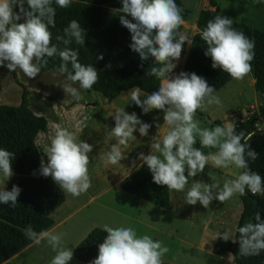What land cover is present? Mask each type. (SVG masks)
<instances>
[{
  "label": "clouds",
  "instance_id": "obj_1",
  "mask_svg": "<svg viewBox=\"0 0 264 264\" xmlns=\"http://www.w3.org/2000/svg\"><path fill=\"white\" fill-rule=\"evenodd\" d=\"M53 3L66 9L72 0H0V67L7 62L6 67L10 71L19 69L26 77L36 78L42 67L47 66L49 58L58 56L62 62L57 71L66 77L63 91L79 100L80 92L73 85L78 83L80 89L91 90L98 81V72L92 65H82L78 52L68 47L73 41L77 45L85 44L86 33L77 20H72L63 29V36L56 37L65 45L63 49L51 43L49 26L55 27L56 15ZM122 5L119 9L123 13L120 23L131 33V50L139 55L141 61L151 57L159 65L147 73L160 80L158 91L148 94L140 87H134L127 94L131 103L141 108L144 114L152 110L164 113L167 130L162 136L151 138L150 154L141 153L138 157L142 165H147L153 182L166 186L169 191L183 192L189 178L203 173L206 165L216 169L234 167L242 171L235 175V179L226 180L222 188L218 184L192 182L186 193V204L199 202L207 209L213 200L224 204L237 195L245 196L246 191L253 196L264 193V178L250 171L248 164L249 160L258 158L249 144L254 133L237 134L231 123L202 129L195 119L197 111L205 112L213 105L222 106L215 89L195 73L170 75L177 67L185 42L192 44V40L179 31L185 24L182 9L175 0H122ZM14 6L19 7V12L14 11ZM21 19L25 22L18 23ZM201 39L207 45L205 55L211 58L213 69H221L236 81H243L250 74L255 45L243 32L233 28L232 19L215 16L208 21ZM99 59L102 60L103 56ZM145 96L146 99L142 100L141 97ZM34 115L40 114L34 112ZM114 119L115 127L107 140L115 138L116 142L101 155L106 166L120 164L126 158L122 147L127 148L129 141L136 139L133 133L138 130L140 136L145 137L151 127L138 119L135 113L128 114L124 109H118ZM81 124L82 121L78 122L76 127ZM48 126L53 134L44 149L46 162L41 160L40 172L44 177H51L71 196L79 197L91 187L88 166L93 146L78 142L75 133L60 124L49 121ZM197 137L202 148L218 151L204 154L194 147ZM14 156V153L0 149V175L5 181L14 174ZM208 175L215 179L212 172ZM20 193L21 189L15 185L11 191L0 189V204L16 207ZM254 221L237 229L240 256H259L264 252V219L259 212L254 214ZM103 231L107 236L99 244L98 256L92 264H163V257L169 252V248L159 240L148 235L138 237L132 227L113 228L105 224ZM24 235L35 245L47 242L56 253L51 264H69L73 258L71 248L64 246V233L54 230L37 233L29 225L24 229ZM218 238L237 242L229 232L218 234Z\"/></svg>",
  "mask_w": 264,
  "mask_h": 264
},
{
  "label": "rangeland",
  "instance_id": "obj_2",
  "mask_svg": "<svg viewBox=\"0 0 264 264\" xmlns=\"http://www.w3.org/2000/svg\"><path fill=\"white\" fill-rule=\"evenodd\" d=\"M188 10L185 24L181 33L190 39L197 32L195 21L200 10H214L209 0H181ZM219 13L236 22L246 24L253 28H264V3L260 0H215ZM14 11L19 12V7L14 6ZM25 22L23 19L18 23ZM189 44L185 42L177 67L170 74L172 76L181 73ZM5 66L0 67V105L18 106L22 102L23 89L14 79V71ZM18 81L24 86L28 94L25 98L30 110L39 113L47 121V131L37 137V146L42 152L45 161L44 149L50 142L49 136L53 134L48 122L60 124L73 131L77 141L87 142L93 146L89 153V175L91 187L79 197H73L63 189L65 202L55 211L52 219L57 233H64V246L73 249L94 228L103 230L107 224L110 227H132L138 237L150 236L153 240H159L169 248V252L163 257V262L168 264H229L225 257L212 253L213 244L218 234L229 232L233 238L237 223L242 211L239 195L226 201L224 204L213 200L205 209L199 202L196 205L186 204V193L191 183L200 181L206 184H218L222 188L226 180L235 179L239 171L234 167L228 169H216L206 165L204 172L196 177L189 178V183L183 192L169 191V209L163 210L144 200L137 199L116 185L117 179L132 171L142 164L139 155H148L151 152V138L162 136L167 130L164 125V113L158 110L144 114L142 109L131 103L128 92L122 93L112 101H108L99 93H87L76 87L81 95L79 100L70 95H65L62 85L65 83V75L57 71L41 72L36 78L26 77L19 69L15 71ZM254 80L249 74L243 81L232 79L215 94L219 96L222 106H210L207 111L201 112L207 118L196 113L195 119L200 122V127L212 129L216 126H225L228 123L234 126L242 121L254 119L257 131L264 133V120L261 118L262 103L254 90ZM141 99H146L141 97ZM56 106L53 108V106ZM118 109H124L128 114L135 113L142 122L151 125L148 135L141 137L138 130L133 133L136 139L129 141L128 147L122 152L126 158L118 165H107L112 172L111 180L107 182L102 177V168L105 162L101 155L110 150L115 138L107 140V136L115 127V113ZM79 128L76 127L81 122ZM218 122V123H216ZM159 125L160 127H157ZM139 126H137L138 128ZM195 148L204 154L215 153L218 149L202 148L197 137ZM213 173L215 179L208 175ZM187 176V171L185 172ZM15 174L5 181L0 175V189H5L15 178ZM3 179V180H1ZM105 188V190H104ZM215 189L214 191H218ZM102 194V195H100ZM96 196L92 202L89 197ZM64 219V220H63ZM63 221V222H62ZM56 253L42 241L40 245H33L11 259V264H51ZM69 264H83L74 257Z\"/></svg>",
  "mask_w": 264,
  "mask_h": 264
},
{
  "label": "trees",
  "instance_id": "obj_3",
  "mask_svg": "<svg viewBox=\"0 0 264 264\" xmlns=\"http://www.w3.org/2000/svg\"><path fill=\"white\" fill-rule=\"evenodd\" d=\"M260 1L264 3V0ZM209 2L215 9L198 12L195 21L197 32L191 39L192 44L188 47L181 72L195 73L204 78L216 93L232 78L221 69H213L211 58L205 55L207 45L201 39V33L209 20L221 15L216 1ZM175 3L182 9L181 15L186 20L188 10L181 0H175ZM122 6V0H72L70 7L66 9H61L53 3V7L56 8L55 27L49 26L52 32L51 43L63 49L65 45L57 41L56 37L64 35L63 29L72 20L80 23L86 33L85 44L77 45L73 41L68 47L78 52L82 65H92L98 72L97 83L91 90L85 91L99 93L108 101L116 99L134 87H140L142 92L151 94L158 91L160 85L157 77L147 74L152 67L159 65L151 57L147 61H141L139 55L130 48L131 33L120 23V15L123 13L119 9ZM128 18L131 20V17ZM233 28L243 32L254 42L250 75L254 80V90L263 105L261 118L264 120V28H253L234 20ZM181 29L182 26L180 32ZM100 56H103L102 60L99 59ZM61 62L58 56L49 58L47 66L42 67L41 72L57 71ZM69 68L71 69V65ZM13 79L23 89L22 102L15 107L0 105V149L15 154L12 170L16 176L5 190L11 191L15 185L21 189V193L16 207L0 204V264H11L9 259L32 243L24 235V229L29 225L37 233L50 230L54 226L52 215L65 202L62 188L55 184L51 177H44L40 172L41 160L45 158L36 141L40 133L46 132L47 121L42 116L34 115L28 107L25 100L28 91L18 81L15 71ZM197 113L208 119L199 111ZM234 127L237 134L254 133L249 144L250 149L258 154V158L255 161H248L249 169L264 178V133L257 131L253 118L239 122ZM120 188L123 192L163 210L170 207L169 190L166 186H158L153 182L147 165L141 164L120 183ZM239 199L242 211L233 237L237 242L224 241L217 237L212 253L220 257L230 254L233 264H264V252L259 256H240L237 231L245 223L255 222L256 212L264 219V193L253 196L246 191V195L239 196ZM106 236L107 233L102 229H92L73 249V257L83 264H92L98 256L99 244Z\"/></svg>",
  "mask_w": 264,
  "mask_h": 264
},
{
  "label": "crops",
  "instance_id": "obj_4",
  "mask_svg": "<svg viewBox=\"0 0 264 264\" xmlns=\"http://www.w3.org/2000/svg\"><path fill=\"white\" fill-rule=\"evenodd\" d=\"M130 91V90H129ZM128 92V91H127ZM47 131V130H46ZM141 164H139L138 166H136L135 168H133L132 169V171L131 172H129L128 174H125L124 176H122V178H120V179H117V182H116V185H118L119 183H121L126 177H128L130 174H132L139 166H140ZM110 172H112L111 170H110V168L108 167V166H106V165H104L103 166V168H102V171H101V173H102V177H104V179L107 181V182H109L110 180H111V182L113 181V180H116V178L115 179H113L112 180V178H109V174H110ZM1 180H3V179H1ZM2 182H4L5 183V185H7V183L8 182H5V180H3ZM104 190H105V188H104ZM100 195H102V194H100ZM66 199V198H65ZM96 199V196L94 195V196H92V197H89V199L87 200V201H89V202H92L93 200H95ZM64 220V219H63ZM63 222V221H62ZM56 227V225H55V222H54V226L50 229V230H53L54 228ZM234 237V236H233ZM34 245V243L32 242L31 244H29L27 247H25L24 249H22L21 251H19L17 254H15L14 256L16 257L17 255H19L20 253H22L24 250H26L27 248H29V247H31V246H33ZM11 257L10 259H9V262L11 261V259H13V258H15V257ZM226 259H227V261H228V263L229 264H233V258H232V256L230 255V254H228V255H226V256H224Z\"/></svg>",
  "mask_w": 264,
  "mask_h": 264
}]
</instances>
